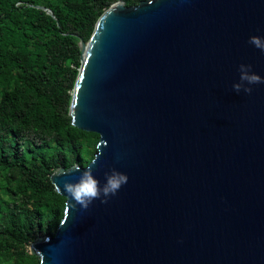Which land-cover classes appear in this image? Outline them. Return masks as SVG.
Returning <instances> with one entry per match:
<instances>
[{
  "label": "water",
  "instance_id": "1",
  "mask_svg": "<svg viewBox=\"0 0 264 264\" xmlns=\"http://www.w3.org/2000/svg\"><path fill=\"white\" fill-rule=\"evenodd\" d=\"M254 35L264 0H118L100 16L70 105L98 151L51 178L129 181L87 209L60 193L55 235L30 244L41 264H264V84L232 87L242 63L264 76Z\"/></svg>",
  "mask_w": 264,
  "mask_h": 264
},
{
  "label": "trees",
  "instance_id": "2",
  "mask_svg": "<svg viewBox=\"0 0 264 264\" xmlns=\"http://www.w3.org/2000/svg\"><path fill=\"white\" fill-rule=\"evenodd\" d=\"M116 1L0 0V264H41L30 244L55 235L66 209L53 172L98 151L99 134L75 126L70 105L80 41Z\"/></svg>",
  "mask_w": 264,
  "mask_h": 264
},
{
  "label": "clouds",
  "instance_id": "3",
  "mask_svg": "<svg viewBox=\"0 0 264 264\" xmlns=\"http://www.w3.org/2000/svg\"><path fill=\"white\" fill-rule=\"evenodd\" d=\"M248 43L264 52V36H251ZM238 71L240 73L239 82L234 83L232 86L237 94L244 92L250 95L253 92L254 85L264 84V76L253 71L251 64H240ZM67 174L69 173H62V175ZM128 181L129 176L126 173L113 168L110 172L105 173V181L101 184L89 168L81 173L77 182L63 181V189L59 184L54 185V187L57 193H63L64 195L66 193L70 197L73 208L81 206L87 209L97 199L101 203H107L111 197L118 194L122 186L127 184Z\"/></svg>",
  "mask_w": 264,
  "mask_h": 264
},
{
  "label": "built area",
  "instance_id": "4",
  "mask_svg": "<svg viewBox=\"0 0 264 264\" xmlns=\"http://www.w3.org/2000/svg\"><path fill=\"white\" fill-rule=\"evenodd\" d=\"M48 12L51 13V14L53 13L50 9H48Z\"/></svg>",
  "mask_w": 264,
  "mask_h": 264
}]
</instances>
